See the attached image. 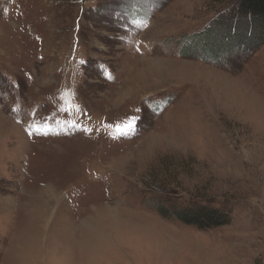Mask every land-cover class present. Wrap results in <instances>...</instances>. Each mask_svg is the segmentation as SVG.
<instances>
[{
	"label": "rangeland",
	"instance_id": "1",
	"mask_svg": "<svg viewBox=\"0 0 264 264\" xmlns=\"http://www.w3.org/2000/svg\"><path fill=\"white\" fill-rule=\"evenodd\" d=\"M200 205L231 223L158 211ZM0 264H264V20L0 0Z\"/></svg>",
	"mask_w": 264,
	"mask_h": 264
},
{
	"label": "trees",
	"instance_id": "2",
	"mask_svg": "<svg viewBox=\"0 0 264 264\" xmlns=\"http://www.w3.org/2000/svg\"><path fill=\"white\" fill-rule=\"evenodd\" d=\"M236 12L241 16H249L255 21H263L264 0H236ZM201 34H204V32ZM197 36L188 39L189 41L187 42V44L200 45L201 43H199L197 38L204 37L205 35L201 36L198 34ZM213 47H216V45L213 44L208 48L212 49ZM187 50H190V48H188ZM158 211L161 216L166 218H168V215H170L168 213H171L173 214L175 220H177L178 222L187 226H195L199 230L219 228L230 224L232 220L231 214L229 212L220 211L219 209L204 205L190 208L174 209L172 211L162 207L158 208Z\"/></svg>",
	"mask_w": 264,
	"mask_h": 264
},
{
	"label": "snow or ice",
	"instance_id": "3",
	"mask_svg": "<svg viewBox=\"0 0 264 264\" xmlns=\"http://www.w3.org/2000/svg\"><path fill=\"white\" fill-rule=\"evenodd\" d=\"M136 120L137 117H133L127 124H124L122 127L118 126L117 131L120 132L121 134L130 131L134 127Z\"/></svg>",
	"mask_w": 264,
	"mask_h": 264
}]
</instances>
